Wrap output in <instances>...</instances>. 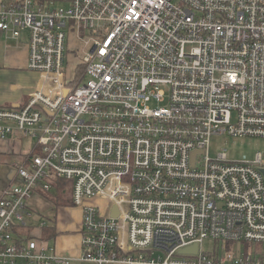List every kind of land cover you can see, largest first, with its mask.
<instances>
[{
    "label": "built area",
    "instance_id": "built-area-1",
    "mask_svg": "<svg viewBox=\"0 0 264 264\" xmlns=\"http://www.w3.org/2000/svg\"><path fill=\"white\" fill-rule=\"evenodd\" d=\"M56 1L0 0V31L25 33L39 74L24 106L0 110V140L37 147L0 194V264L71 263L20 233L28 198L54 180L82 212L83 261L264 264V162L210 155L216 135L264 138V0Z\"/></svg>",
    "mask_w": 264,
    "mask_h": 264
},
{
    "label": "crops",
    "instance_id": "crops-1",
    "mask_svg": "<svg viewBox=\"0 0 264 264\" xmlns=\"http://www.w3.org/2000/svg\"><path fill=\"white\" fill-rule=\"evenodd\" d=\"M8 41H12V44ZM28 51V39L25 33L22 34L19 40H14L0 31V110L19 109L24 106L30 94L37 87L39 74L28 69ZM24 139L27 138L18 135L14 139L0 140V194L2 190L18 181L16 165L26 163L37 152L33 140H31V150L28 153L24 151L22 144ZM69 184L71 185V183L66 185L69 186ZM67 193L70 195L69 190H67ZM103 202L105 201L101 200L96 204ZM105 203L107 204V202ZM58 206L65 208V210L73 207L65 204ZM27 211L32 216L28 203ZM104 213L106 214V211ZM30 215L27 218L31 217ZM32 218L28 222L26 219L27 226L20 229V233L24 238H36L44 244L54 246L59 254L71 258L70 264H100L94 261H83L80 258L86 252L82 247L84 233L82 231L81 210L80 216L77 217L74 223V229H72L70 220L60 229L65 232L64 234L58 231L57 224H48L44 221L39 226H33L29 224ZM32 226L33 228H31Z\"/></svg>",
    "mask_w": 264,
    "mask_h": 264
},
{
    "label": "rangeland",
    "instance_id": "rangeland-1",
    "mask_svg": "<svg viewBox=\"0 0 264 264\" xmlns=\"http://www.w3.org/2000/svg\"><path fill=\"white\" fill-rule=\"evenodd\" d=\"M40 1L44 2V0ZM55 5H64V2L57 0ZM8 42L12 44V41ZM67 47L71 52H74L71 53L68 51L69 66H67L66 73L68 77L72 75V78H77L81 72H83V66L78 63V59L82 56V52H76L80 50L81 46L73 39V37L68 36ZM22 144L24 151H27L28 153L32 147L31 139H24ZM221 152L226 153L227 159L229 161L249 163L258 167V165L255 164L258 155L261 156V160L264 162V138L251 136L232 137L227 135L213 136L210 143V155L215 158ZM52 195H54V191L46 193L40 189H36L33 192V194L27 200L28 206L30 207L32 213V216L30 215L31 217L27 218V222L33 217L31 223H29L33 226H39V224L44 221L48 224H57V227L59 228L58 231L61 234H64L65 232H62L60 229H62L69 220L72 222V229H74V223L77 220V217L80 216V210L79 207L74 206L72 208H68V210H65V208H60V206H58L54 201ZM98 201H101V199L95 198L90 202L97 203ZM100 205L104 210H108L106 205L109 206V204L103 202ZM33 226L31 228H33ZM230 244L233 245L232 243ZM260 246L261 245L256 243H237L233 250L238 252L249 250L255 253V251ZM201 249L207 253L223 252L224 243L220 240L206 239L204 240Z\"/></svg>",
    "mask_w": 264,
    "mask_h": 264
},
{
    "label": "trees",
    "instance_id": "trees-1",
    "mask_svg": "<svg viewBox=\"0 0 264 264\" xmlns=\"http://www.w3.org/2000/svg\"><path fill=\"white\" fill-rule=\"evenodd\" d=\"M81 70V68H80ZM67 181L63 180H54L53 181V187L55 188L54 195H52L54 201L57 203V205H68L73 206V200H72V187L69 184V186L66 185ZM67 190H69L70 195L67 193ZM50 193V192H49ZM230 244L227 243V248L229 249Z\"/></svg>",
    "mask_w": 264,
    "mask_h": 264
},
{
    "label": "water",
    "instance_id": "water-1",
    "mask_svg": "<svg viewBox=\"0 0 264 264\" xmlns=\"http://www.w3.org/2000/svg\"><path fill=\"white\" fill-rule=\"evenodd\" d=\"M195 155H196V152L193 154V160H194ZM117 215H118V213H117L116 209L114 208L113 216L117 217ZM197 252H198V245L197 244L190 246V247H187V248H184L180 251L181 254H196Z\"/></svg>",
    "mask_w": 264,
    "mask_h": 264
},
{
    "label": "bare ground",
    "instance_id": "bare-ground-1",
    "mask_svg": "<svg viewBox=\"0 0 264 264\" xmlns=\"http://www.w3.org/2000/svg\"><path fill=\"white\" fill-rule=\"evenodd\" d=\"M6 109V108H5Z\"/></svg>",
    "mask_w": 264,
    "mask_h": 264
}]
</instances>
